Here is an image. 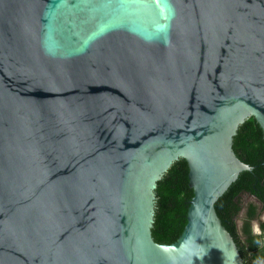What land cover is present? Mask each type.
<instances>
[{
	"label": "water",
	"instance_id": "water-1",
	"mask_svg": "<svg viewBox=\"0 0 264 264\" xmlns=\"http://www.w3.org/2000/svg\"><path fill=\"white\" fill-rule=\"evenodd\" d=\"M251 117L264 139V0H0V264H243L214 204ZM178 159L193 197L159 245Z\"/></svg>",
	"mask_w": 264,
	"mask_h": 264
},
{
	"label": "trees",
	"instance_id": "trees-1",
	"mask_svg": "<svg viewBox=\"0 0 264 264\" xmlns=\"http://www.w3.org/2000/svg\"><path fill=\"white\" fill-rule=\"evenodd\" d=\"M232 150L236 158L250 167L251 171L238 175L214 204V210L221 225L233 239L243 264H264V223L260 227V235H254L251 230V223L257 216V207L249 204L241 216L243 194L254 196L264 206V139L252 117L238 128ZM154 192L151 237L156 244L171 245L186 225L188 203L193 197L186 161L178 159L174 162L157 182Z\"/></svg>",
	"mask_w": 264,
	"mask_h": 264
},
{
	"label": "rangeland",
	"instance_id": "rangeland-1",
	"mask_svg": "<svg viewBox=\"0 0 264 264\" xmlns=\"http://www.w3.org/2000/svg\"><path fill=\"white\" fill-rule=\"evenodd\" d=\"M241 199H242L241 203H242V208H243L241 216H243V214H245L246 207L249 204H253L254 206L257 207V211L260 212V218L262 220H264V210H262V208H260L261 206H260V204L257 201H255L251 196H249L247 194H243L241 196ZM238 224L240 225V222H238ZM251 230L254 233H258V228H257L256 221H253L251 223Z\"/></svg>",
	"mask_w": 264,
	"mask_h": 264
},
{
	"label": "flooded vegetation",
	"instance_id": "flooded-vegetation-1",
	"mask_svg": "<svg viewBox=\"0 0 264 264\" xmlns=\"http://www.w3.org/2000/svg\"><path fill=\"white\" fill-rule=\"evenodd\" d=\"M260 208H262V210H264V206H263V204H262V206H261ZM254 221H256L257 228H258V233H254V232H252V233H253L254 235H260V227H261V225L264 223V220H262V219L260 218V212H259V211H257V216H256V218H255ZM239 226H240V225H239Z\"/></svg>",
	"mask_w": 264,
	"mask_h": 264
}]
</instances>
